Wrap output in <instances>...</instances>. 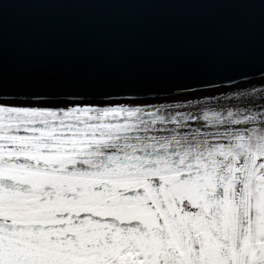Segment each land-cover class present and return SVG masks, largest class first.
<instances>
[{"label":"snow or ice","instance_id":"6c2138e0","mask_svg":"<svg viewBox=\"0 0 264 264\" xmlns=\"http://www.w3.org/2000/svg\"><path fill=\"white\" fill-rule=\"evenodd\" d=\"M239 77L0 83V264H264V70Z\"/></svg>","mask_w":264,"mask_h":264},{"label":"water","instance_id":"95a60500","mask_svg":"<svg viewBox=\"0 0 264 264\" xmlns=\"http://www.w3.org/2000/svg\"><path fill=\"white\" fill-rule=\"evenodd\" d=\"M258 70L264 0H0V83L170 88L231 78L225 95L249 87L241 72Z\"/></svg>","mask_w":264,"mask_h":264},{"label":"rangeland","instance_id":"374dc122","mask_svg":"<svg viewBox=\"0 0 264 264\" xmlns=\"http://www.w3.org/2000/svg\"><path fill=\"white\" fill-rule=\"evenodd\" d=\"M254 86L259 87V85H254ZM245 90H246V89H245ZM237 91H240V90H233V91L228 92V93H233V92H237ZM228 93H227V94H228Z\"/></svg>","mask_w":264,"mask_h":264},{"label":"flooded vegetation","instance_id":"af4514ba","mask_svg":"<svg viewBox=\"0 0 264 264\" xmlns=\"http://www.w3.org/2000/svg\"><path fill=\"white\" fill-rule=\"evenodd\" d=\"M243 90H245V89H240V91H243ZM238 92V91H237ZM226 96H230L231 95V93H228V94H225Z\"/></svg>","mask_w":264,"mask_h":264},{"label":"bare ground","instance_id":"6f19581e","mask_svg":"<svg viewBox=\"0 0 264 264\" xmlns=\"http://www.w3.org/2000/svg\"><path fill=\"white\" fill-rule=\"evenodd\" d=\"M248 88V87H247ZM247 88H245V89H247ZM235 90H240V89H235Z\"/></svg>","mask_w":264,"mask_h":264}]
</instances>
